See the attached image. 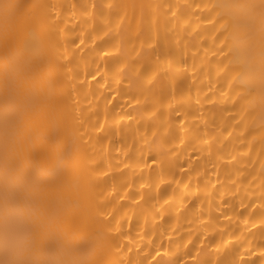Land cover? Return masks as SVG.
<instances>
[{"label": "bare ground", "instance_id": "6f19581e", "mask_svg": "<svg viewBox=\"0 0 264 264\" xmlns=\"http://www.w3.org/2000/svg\"><path fill=\"white\" fill-rule=\"evenodd\" d=\"M10 3L14 7L7 12L0 10V264H114V240L106 239L103 228L93 221L95 208H106L111 201L94 205L93 193L106 186L110 179L118 182L119 177L113 174L111 178L105 176L102 182L92 180V172L104 168L105 161L100 157L89 164L87 146L77 142L69 128L74 107L69 103L72 97L69 68L75 71L81 62L94 65L101 52L109 53L102 57V64L97 65L104 71L93 75L90 68L88 73L94 76L92 94L95 95L96 86L106 78L110 83L112 73L123 65L121 82L115 95L106 92L96 101L85 122L89 127H99L103 119H99L101 107L106 101H111L109 116L118 111L126 119L120 121L119 135L115 127L105 125L102 129L105 134L99 137L101 143L107 141L110 147L125 145L134 130L151 132L153 127L162 130L167 116L168 133L161 137L166 141L168 135L176 132L172 121L183 118L177 116L179 110L161 108L152 119L146 118V113L155 107L156 99L168 103L172 96L171 73L180 77L176 81L178 92L187 77L191 80L195 75L201 84L198 92L195 88L189 89L194 104L197 95L200 98L195 115H202L204 120L218 125L223 121L221 131L225 143L217 151L234 147L239 160V163L233 161L231 166L222 165L223 183L234 174V168H247L252 176L257 174L260 161L264 159L260 145V113L264 111V3L261 0H10ZM51 3L64 6L62 15L68 23L61 21L62 37L51 32L44 20L42 6ZM205 3L214 6L213 12L220 14L219 20L227 21L228 36L223 46L220 45L223 33L213 35L215 26L197 19L207 15L208 10L203 9ZM109 4L113 7H107ZM197 4L201 7L197 8ZM151 5H157L156 9ZM166 5L179 6L174 9L175 17L173 9ZM81 32L87 47L80 45L83 51L77 49L65 63L64 45L78 44ZM221 50L225 55H220ZM225 62L227 70L219 74L218 66L223 67ZM153 71L157 72L156 78L145 86L143 78ZM229 79H232L231 87L227 83ZM225 89L228 92L221 97ZM83 90L81 85L80 92ZM233 96H237L234 106ZM84 110L82 105L81 112ZM245 111L244 120L235 116L234 123V114ZM80 129L84 132L83 124ZM242 129L245 135H241ZM202 130L203 125L193 120L185 135L191 139ZM84 134L86 137L87 133ZM135 153L136 142L132 141L129 159H135ZM148 156L155 158L151 153ZM139 158L144 159L143 147ZM229 159L231 157H226L224 162ZM186 163L181 162L180 167ZM198 165L199 160L194 162V166ZM126 172L124 169L119 175ZM157 175L153 164L148 175L150 186L154 185ZM252 176H244L242 180L247 181ZM142 179L143 176L133 178L128 192L130 198L135 199L140 194L136 184ZM208 179L219 180L220 175ZM186 180L187 172H184L175 187L171 183L159 186L157 194L161 200L170 189L172 191L173 200L165 208L170 209L181 197L180 186ZM200 184L203 181L197 187ZM193 187L189 180L183 191L184 200ZM221 187L222 183L216 184L212 195ZM142 191L144 205L157 198L151 187ZM193 206L194 201H190L181 210L182 219H188ZM121 207H128V202L121 201ZM247 212V208H242L236 214L242 217ZM141 214L140 203L132 206V218L127 222L129 233L135 230ZM212 215L215 218L218 214ZM260 215H264V209L255 208L249 219ZM171 219L168 214L157 223L152 245L160 239L161 229L167 233ZM108 221L114 224V217H109ZM239 231L238 224L232 227V235ZM173 232V237L167 241L160 239L157 259L163 261L165 247L171 251L173 243L182 242L189 235L192 242L186 257H192V249L201 233L193 235L179 228ZM144 235L147 237L149 232ZM261 235L264 229L257 227L245 233L239 243L232 242L229 248L233 252L241 251L242 245L251 238L255 247L245 250L243 264H264V255L258 251L264 248ZM205 239L207 246L201 245L195 257L198 264H212L208 246L216 243L217 233ZM143 247L138 251H143ZM124 248L127 251V241ZM229 248H225L216 264H224ZM175 259L178 264L181 260L188 264L185 257L177 255Z\"/></svg>", "mask_w": 264, "mask_h": 264}, {"label": "clouds", "instance_id": "9594fccd", "mask_svg": "<svg viewBox=\"0 0 264 264\" xmlns=\"http://www.w3.org/2000/svg\"><path fill=\"white\" fill-rule=\"evenodd\" d=\"M264 3V0H261ZM84 39V38H83ZM84 47H87L84 43ZM79 49L83 51L82 47L74 48L72 44H65L63 47V60L67 63L69 57L72 56L73 52ZM67 56V59L64 57ZM103 58L98 57L96 64L89 65L88 62H81L75 71L69 68L68 80L72 88V97L69 100L70 105L74 106L71 108L72 116L69 119V128L79 143L87 146L88 149V163H94L96 159L103 157L105 161V167L92 172L91 179L96 182H102L105 176L109 178L113 174L118 175V182L109 181V183L102 187L99 191L94 192V205H103L108 201H111L108 207H96L94 210L93 221L96 225L103 228L105 238L112 243V251L116 253V259L114 264H147L149 257L153 254V249L159 247L160 239L165 241L168 238L173 237L174 229H180L181 231H188L195 235L197 232L201 233V238L204 239V244L207 246L208 237L212 233H217V240L214 245L208 246V250L212 253V264H216V260L223 253L225 248H229L232 242L239 243L244 239V234L259 227L264 229V215H260L255 219H249L251 212L255 208L264 209V165L261 164L255 176L248 171L247 168L241 170L240 168H234L232 171L234 174L226 182L224 181V169L222 165H232L233 161L239 163L237 156L234 154L235 149L230 148L227 151H217L221 145L225 143L223 139L222 131H217V127L208 126L203 123L204 119L201 116H196L195 112L199 106L197 103H193L192 95H189V89L200 88V82L194 75L191 80L188 79L183 88L178 92L176 81L179 76H172L171 87L172 95L175 98L174 107L181 112V115L185 118L186 123L181 131V126L177 121H172L175 124V134L168 135L167 140L161 139L162 136L167 135L169 122L164 120L165 127L162 130H158L157 127H153L151 132L140 130H134L125 145H116L110 147L107 141L100 142L99 137L104 135V131L99 133L96 132V127H89L85 122L87 113L92 111L96 106V101L106 92H117L118 85L117 79L121 82V69L123 65L118 67L111 75V82L106 78L104 82L96 86L95 95L92 94V83L88 80V73L91 71L93 75H98L104 71L102 67L97 65L102 64ZM179 71L178 69L176 70ZM144 83V81H143ZM145 84V83H144ZM83 85V93L80 92V86ZM107 85V86H106ZM145 86H147L145 84ZM87 96V99L83 97ZM198 96V95H197ZM197 98V97H196ZM195 98V99H196ZM140 101H138L139 103ZM108 103L106 101L101 107V122L103 125H109L112 128L117 129L116 134L119 135L120 121L126 120L125 117L119 114L117 111L111 116L108 115ZM85 106V110L81 112V106ZM196 117L195 119L193 117ZM193 120L198 122V125H203V130L198 136H193L189 139L185 133L188 130ZM84 125V132L87 133L85 139L81 141L80 129L81 125ZM218 125L216 123H211ZM104 128V127H103ZM153 130H156L155 136ZM219 136V140L216 137ZM111 139V137H109ZM132 141L136 142V153L135 159H129V153L131 150ZM207 141V142H205ZM215 141V143H214ZM141 147H143L144 156L145 154H153L155 160V168L157 170V177L154 185H149L148 175L151 167H149L145 159H140ZM119 149V151H117ZM127 149V151H125ZM195 152V156H191L190 153ZM179 154V155H178ZM178 156V159H177ZM226 157L231 159L224 162ZM235 157V160H232ZM199 160V165L194 166V162ZM187 161L183 168L180 167V163ZM251 167V166H249ZM127 169V172L123 175H119ZM214 169V171H209ZM107 172L106 175H100V172ZM187 172V180L184 185H181L182 195L180 198L175 200L174 206L170 209L165 208V205L173 200L171 189L168 195L161 200L157 194V189L161 184L171 183L173 187L176 186L180 175ZM251 173V174H249ZM220 175V179H212L209 181L208 177H216ZM143 176L144 179L137 180L136 190L139 194L135 199L128 198L124 201L128 202V207H121V201L119 200L118 193L122 194L123 190L129 185H132L133 178ZM252 176L251 179L243 181L242 177ZM192 181L194 187L191 192L187 193V200L183 199V191L188 181ZM255 180L256 183H252ZM200 181L203 184L197 185ZM222 183V187L218 190L215 196L212 195L213 189L216 184ZM234 185V187H230ZM151 187L153 194L157 195V198L150 201L147 205L141 203L143 198V189ZM227 203H222V201ZM190 201H194V206L189 209V216L187 220L181 218V210L185 209ZM215 201V203H213ZM251 201V203H249ZM140 203L142 214L139 218L135 230L132 233L128 232V221L132 218V206ZM233 207L235 211H233ZM247 208L248 212L244 216H239L236 213L240 209ZM227 210V211H224ZM103 212V215L97 214ZM213 213L218 214L213 218ZM170 214L172 219L167 225L168 231L165 233L163 229L160 230V239L157 240L155 245L151 243L152 234H154L155 226L161 221L162 217ZM109 217H114L113 222L110 224L108 221ZM119 221V231H112L117 227L115 221ZM246 221V223H245ZM123 223V227L121 226ZM189 224L190 227L184 228L182 225ZM239 225L240 231L236 235H232V227ZM230 225L232 227H230ZM148 231L149 235L146 237L144 233ZM127 237V240L124 239ZM264 239V235L259 237ZM200 240L197 242L196 247L192 249L194 258V264H198L195 257L200 251ZM127 241V251L124 248V242ZM192 242V235H189L182 242H175L171 246V251L165 247L164 249V260L157 259L153 264H178L175 257L177 255L185 257L188 264H193V259L186 257V250ZM123 245V247H120ZM143 251H138L141 249ZM255 245L250 238L247 242L242 245V249L254 248ZM117 248L120 250L117 251ZM130 249V251H129ZM241 251L233 252L229 248V252L225 258L224 264H239L238 257ZM180 264V262H179Z\"/></svg>", "mask_w": 264, "mask_h": 264}, {"label": "snow or ice", "instance_id": "6c2138e0", "mask_svg": "<svg viewBox=\"0 0 264 264\" xmlns=\"http://www.w3.org/2000/svg\"><path fill=\"white\" fill-rule=\"evenodd\" d=\"M12 7H14V5H12L10 3V0H0V10H3L5 12H7L9 9H11ZM63 5H60V4H57V3H51V4H46V5H43L42 8H43V16H44V20L47 22V25L49 26V29L51 32L53 33H59V35L62 37L63 36V24H66L68 23V20L67 18H65L63 15H62V10H63ZM107 7L111 8L113 7V4H109L107 5ZM157 7V5H151V8L153 10H155ZM166 7H168L169 9H173L172 11V15L173 17L176 16V12L174 11L175 8L179 7L178 5H166ZM186 7L188 8H191V5H186ZM201 6L199 4H197V8H200ZM213 5L212 4H207L205 3L203 5V9H207V15H202V16H198L197 19H203V22L205 24H208V25H214L215 26V31L213 32V35H215L217 32H222L223 33V36L224 38L220 40V45L223 46L225 43H226V39H227V36H228V25H227V21H224V20H219V16L220 14L218 12H213ZM262 7H264V4H262ZM74 15V14H73ZM211 17V19H209L208 17ZM63 20V24L61 23V21ZM80 41L79 43H75V44H72V47L74 48H79L80 45L84 44V33L81 32L80 33ZM206 52H208V49H205ZM109 53L107 52H101L100 53V56L103 57L104 55H107ZM212 55H214L215 53H211ZM220 55L223 56L225 55L224 51L221 50L220 51ZM64 59H67V56L64 57ZM226 63L224 64L223 67H219V74L225 72L227 69H226ZM157 76V72L156 71H153L151 72L150 74L146 75L143 80H144V83L146 85L148 84H151L153 82V80L156 78ZM88 80H93L94 79V76H88L87 77ZM117 84L120 83L119 79H117L116 81ZM229 87H231V84H232V79H229L227 81ZM174 92V89L172 90ZM212 91L214 92L215 91V85L213 86V89ZM228 92V89H225V91L221 92V97L225 96ZM113 95H115V92H113ZM232 101H233V106L235 105V102L237 101V96H233L232 97ZM111 101H109L110 103ZM222 102V101H221ZM133 103H138V101H133ZM196 103L199 105L200 104V98L199 96H197L196 98ZM209 103H211V101H209ZM154 104H155V107L151 110V111H148L146 113V118L148 119H152L155 117L156 113L161 109H166V110H171V111H176V108L173 107V105H175V98L174 96L172 95L170 98H168V103L165 104V103H161V101L159 99H156L154 100ZM247 115V112H243V113H235L234 114V118H233V122L235 123V116H239L241 121L244 120V116ZM177 116L179 117H183L181 115V112H177ZM194 119L196 118L195 116L193 117ZM166 119V117H165ZM260 127H261V136H260V145H261V156L264 157V111H262L260 113ZM177 123L181 126V131H183V126L185 125L186 123V120L185 118H180ZM203 123H205L206 125L212 127V126H215L217 127V131H221V128L223 127V121L220 122L219 125H215V124H211L210 122L204 120ZM104 125H103V122H100V126L99 127H96V132L99 133L102 131ZM245 127L247 128L248 127V124L247 122L245 121ZM156 134V130H153V135L155 136ZM246 133L244 132V130L242 129L241 130V135H245ZM222 135H223V132H222ZM229 137H231V132H229ZM80 138L82 139H85V134L84 132H81L80 133ZM207 142V141H205ZM117 151H119V149H117ZM127 151V149L125 150ZM247 155V154H245ZM144 159L147 163V165L149 167H151L154 163H155V160L154 159H150L149 156L147 154H145L144 156ZM232 160H235V157H232ZM261 164L264 165V159H261ZM100 175H106L107 172H100L99 173ZM132 187V185H129L127 188H125L123 190V193L120 194L118 193V198L120 201H124L129 197L128 195V192H129V189ZM139 196V195H138ZM97 214L99 215H103L104 213L103 212H98ZM117 227L114 228V229H111L112 231H119V221H115ZM246 223V221H245ZM125 240H127V237H124ZM204 244V239L202 238L200 240V245H203ZM120 247H123V245H121ZM248 249H251V248H248ZM120 249L117 248V251H119ZM159 250L160 248L158 247L157 249H155L154 251L156 252V255L154 256L153 254L151 255V259H149L147 261V264H153L154 261L157 260V258L159 257L160 253H159ZM130 251V249H129ZM259 253L261 255H264V248H260L258 249ZM244 256H245V250L242 249L241 252H240V255L238 257V261H239V264H243V260H244ZM189 259H193V264H194V258L192 257H188ZM180 264H185V261L184 260H181L180 261Z\"/></svg>", "mask_w": 264, "mask_h": 264}]
</instances>
